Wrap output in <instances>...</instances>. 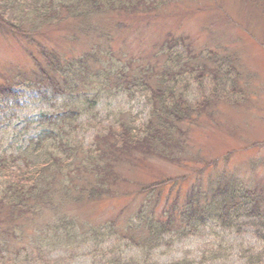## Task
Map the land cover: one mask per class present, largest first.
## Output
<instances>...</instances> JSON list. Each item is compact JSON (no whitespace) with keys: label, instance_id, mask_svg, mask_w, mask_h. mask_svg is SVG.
<instances>
[{"label":"trees","instance_id":"16d2710c","mask_svg":"<svg viewBox=\"0 0 264 264\" xmlns=\"http://www.w3.org/2000/svg\"><path fill=\"white\" fill-rule=\"evenodd\" d=\"M242 1L261 4L263 0ZM159 3L158 0H0V28L35 48L29 51L31 65L17 68L11 82L0 81L1 122L6 121L8 113L18 114L16 121L23 126L15 140L0 145V250L23 236L26 222L34 221L36 233L25 245L18 242L17 256L10 251L1 256L0 264H23L25 258L38 264L47 252L60 250L69 255L82 246L96 252L98 247L108 246L106 243L116 234L120 223L128 233L116 234L112 252L126 242L143 247L147 253L169 244V240L180 241L204 229L222 228L221 232L213 233L220 236L217 245L207 242L208 247L202 249V259L210 258L213 263H222L233 247H223V232L234 230L244 238L248 230L245 228L250 227L248 231L258 244L244 247L243 242L237 243V253L247 259V264H264V184L244 182L231 169L214 171L211 179L206 180L207 186L190 188L184 195L179 193L164 210L159 204V194L151 196L156 187L159 189L169 180L144 185L141 192L146 195L140 209L119 223L110 221L100 227L78 223L76 218L65 214L69 202L96 204L115 194L113 184L119 178L115 164L122 155L136 151L174 159L182 152L189 128L205 111L222 99L231 102L225 86L229 84L233 89L238 86V77L229 75L235 62L231 55L221 57V53L211 50L193 53L190 41L171 34L159 47L163 55L159 70L154 64L136 65L133 57L115 55L111 41L125 25L122 20H115V15L156 12ZM95 18L106 22H96ZM48 31H60L72 41L87 38L91 48L79 51L70 42L71 51H65L57 42L48 47L51 44L46 36ZM234 57L238 59L235 54ZM191 79L197 81L201 94L193 101L187 99ZM132 88L146 89L150 94L146 96L150 105L146 120L138 122L132 114L124 115L125 111L117 119L119 125L103 126L96 110L102 98ZM240 94L243 104L246 99L243 88ZM21 104H35L36 115L21 116ZM205 115L212 117L213 113ZM95 121L101 128L86 142L82 132L96 126L92 123ZM30 130L35 131L26 138ZM196 174L195 171L185 176L191 178ZM45 210L51 211L49 220L54 224L35 219ZM10 234L14 239L6 237Z\"/></svg>","mask_w":264,"mask_h":264},{"label":"rangeland","instance_id":"374dc122","mask_svg":"<svg viewBox=\"0 0 264 264\" xmlns=\"http://www.w3.org/2000/svg\"><path fill=\"white\" fill-rule=\"evenodd\" d=\"M158 1L159 9L156 12L115 15V20H122L125 23L124 29L111 41L115 55L133 57L137 60L134 61L136 65L154 64L153 66L159 70L163 62V55L159 50L161 44L169 34L174 37L182 36L192 43L193 53L211 50L221 53V57L231 55L235 62L229 75L231 74V78L238 77V86L233 89L226 84V93L231 102L222 99L217 103L218 105H211L212 107L205 111L198 122L189 128L182 152L176 158L166 159L136 151L131 155H122L115 164L119 178L113 184L115 188L113 196L96 204L69 202L65 208L61 205V209H65V214L76 218L78 223L88 222L102 227L110 221L119 223L125 216H134L146 195L141 192V187L155 181L169 180L159 186V189L156 187L151 196L153 198L154 195L159 194V204L163 210L166 204L174 203L179 193L184 195L190 188L207 186L206 180L211 179V174L220 169H231L229 171H235L244 182L252 185L260 182L264 184V0L261 4L242 0ZM94 20L99 21L98 18ZM46 36L51 42L48 47L57 42L65 51H71L68 45L70 42L79 51L91 48L90 40L87 38L80 37L72 41L60 31H48ZM49 41L47 43H50ZM180 48L179 51H182ZM31 49L33 48L28 42L12 37L0 28V81L11 82L13 75L18 72L17 68H25L32 64L29 57ZM189 83L187 99L190 101L199 99L201 94L197 90V81L191 79ZM241 88L246 93L243 104L240 102ZM205 91L207 95V87ZM147 95L150 94H147L146 89L132 88L129 92L124 90L116 96L104 97L96 109L97 119L103 126H107L108 123L117 126L120 123L117 119L121 112L126 111L124 115L130 113L138 119V122H144L150 114V105L146 103ZM34 105L21 104L19 106L21 116L36 115ZM207 113H213V116H206ZM17 115L8 113L6 121L0 120V145L15 140L16 133L19 134L21 131L22 124L16 121ZM92 123L96 126H90V130L82 132L85 134L86 142L91 141L96 129L101 128L96 121ZM34 131L30 130L26 138L31 137ZM17 143L19 146L20 143ZM183 162L188 166H183L185 164H182ZM207 163L210 164L206 166ZM201 168L203 169L199 175ZM195 171L198 172L195 176L191 178L185 176ZM51 215L50 210H45L37 215L38 217L31 218L52 225L54 223L49 220ZM33 225L32 220L26 222L23 236L10 242L11 245L2 247L0 258L8 251L17 256V251L20 250L19 243L25 245L36 235ZM249 228L245 229L251 230ZM116 229V234L128 233L121 223ZM248 230L244 233V238L234 230L222 233L221 238L225 241L223 247L233 245L222 263L217 261L213 263L210 258L202 259V249L208 247L207 242L211 245L218 243L220 236L214 234L221 232L222 228H217L214 231L204 229V232L180 241L169 240V244L154 248L147 253L143 247L127 245L126 242L120 243L112 252V243L117 238L114 234L106 243H109L108 246L102 245L96 252L90 251L87 246L78 247L69 254L70 256L64 251L56 250L45 253L38 264L60 262L61 264H177L179 261V264L183 261L186 264H247L246 258L239 257L237 253L239 247L236 244L243 242L244 247L247 244L255 246L258 244L257 239ZM133 234L139 236L137 232ZM6 237L14 239L13 234ZM14 254L12 257L17 261ZM30 256H32L31 251ZM68 256L69 258H66ZM21 262L37 264L32 258L30 260L25 258Z\"/></svg>","mask_w":264,"mask_h":264}]
</instances>
